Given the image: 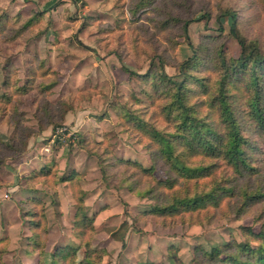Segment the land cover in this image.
I'll list each match as a JSON object with an SVG mask.
<instances>
[{"label":"rangeland","instance_id":"rangeland-1","mask_svg":"<svg viewBox=\"0 0 264 264\" xmlns=\"http://www.w3.org/2000/svg\"><path fill=\"white\" fill-rule=\"evenodd\" d=\"M228 9L236 13L241 32L264 50V0H0L4 264H86L89 249L96 251L90 258L96 264H207L216 247L228 254L237 253L242 245L257 248L260 241L242 228L261 229L264 202L253 204L244 214L239 211L241 190L264 194V138L249 111L250 70L244 73L248 79L238 83L235 115L242 137L256 145L252 166L261 173L239 177L217 169V181H229L240 189L218 210L185 216L183 222L145 217L154 200L139 198L128 187L119 191L105 187L98 160L87 153L89 149L104 152V157L135 160L153 167L156 178L165 177L164 162L155 156L158 146L147 148L150 140L140 124L174 131L164 110L176 91L174 83L186 80V86L195 89L193 103L208 99L197 82L211 94L216 92L226 68L241 52L230 34L231 18L218 20ZM204 15L189 25V43L197 57L183 75L181 63L191 55L183 24ZM220 27L223 33L218 32ZM124 67L136 75L130 76ZM208 110L202 106L201 115ZM63 113V121L42 131ZM211 114L216 120L217 113ZM60 128L66 131L57 134ZM86 133L87 150L77 140V135ZM48 170L46 178H29ZM75 171L81 175L77 181L85 192L88 213L95 219L96 230L89 231L85 240L74 234V202L67 185L59 181ZM212 185L209 179L198 185L186 183L184 191H208ZM29 186L47 205L41 211L47 238L40 255L27 253L31 236L27 208L18 206L28 197ZM65 246L77 254L59 260L56 251Z\"/></svg>","mask_w":264,"mask_h":264},{"label":"trees","instance_id":"trees-1","mask_svg":"<svg viewBox=\"0 0 264 264\" xmlns=\"http://www.w3.org/2000/svg\"><path fill=\"white\" fill-rule=\"evenodd\" d=\"M205 16L200 19H189L183 24L184 37L191 49V55L181 63L180 69L183 75L187 74L186 70L194 65L197 57V50L189 43V25L201 21ZM222 17L231 18L230 34L237 40L241 52L239 57L232 61V65L226 68L216 92L211 94L206 91L201 82H197L203 89L202 95L207 96L208 99L193 103L191 98L196 92L195 89L188 88L186 80L174 83L176 91L172 97L169 95L170 101L164 109L166 120L173 123L174 131H159L154 126L146 127L140 124L150 140L147 148L151 144L158 146L155 156L164 162L165 177L156 178L153 167H144L135 160L123 159L113 154L104 157V152L91 151L87 147L88 143L83 145L88 137L87 133L83 137L77 135L78 143L82 148L88 149L87 153L98 160L105 187L116 191L128 187L131 193L139 198L154 200L155 204L152 209L144 211L143 215L155 221L179 220L183 222L185 216L193 217L211 208L218 210L227 198L238 195L240 189L231 185V182L228 181L225 184L215 179L217 169H228L239 177L245 175L253 177L261 173L259 169L252 166L256 145L242 137L236 122L237 96L235 92L238 90V83L248 79L244 73L250 70L252 73L249 74V79L253 94L248 104L249 111L252 113V123L258 134L264 138V84H261V79H264V50L257 41L248 39L241 32L234 11L230 9L224 11L218 20ZM218 32L223 33V27H220ZM116 55L120 61H123L120 54ZM124 69L130 76L136 75V72L131 69L126 67ZM246 86L249 91L248 85ZM202 106L209 109L205 115H201ZM211 112L217 113L216 120H211ZM65 114L63 113L57 121H50L42 131L63 121ZM49 171L35 173L29 178H35L38 175L46 178ZM80 176V173L75 171L69 177L60 178L59 181L67 185L75 201L74 234L77 238L85 240L89 231L93 233L96 228L95 219L86 208L85 192L81 191L78 186L77 179ZM206 179L213 182L208 191L193 193L184 191L186 183L193 182L198 185L199 181ZM27 193L28 197L18 203L22 210L27 208L24 213L31 233L28 237L27 253L40 255L47 238L46 217L43 212L41 214V211L47 207L46 200L31 186L27 189ZM240 195L242 201L239 211L241 210L242 214L246 213L253 204L264 202L263 193H249L247 189H243ZM242 231L260 241L257 248L242 245L237 253L228 254L216 247L210 253L211 259L207 264H264V224L258 232L249 227H243ZM122 247H125L124 243ZM95 253L94 249L87 251L86 264H96L90 260ZM76 254L75 248L65 246L56 251L55 257L66 261ZM222 254L224 257L221 258ZM219 255L221 259H218ZM0 264H4L1 259Z\"/></svg>","mask_w":264,"mask_h":264},{"label":"built area","instance_id":"built-area-1","mask_svg":"<svg viewBox=\"0 0 264 264\" xmlns=\"http://www.w3.org/2000/svg\"><path fill=\"white\" fill-rule=\"evenodd\" d=\"M75 1H80V2H82V1H85V0H75ZM65 131H66V129H62V128H60V129H58L57 134L64 133Z\"/></svg>","mask_w":264,"mask_h":264},{"label":"crops","instance_id":"crops-1","mask_svg":"<svg viewBox=\"0 0 264 264\" xmlns=\"http://www.w3.org/2000/svg\"><path fill=\"white\" fill-rule=\"evenodd\" d=\"M68 193H69V191H68ZM69 195H70V197H71V199L73 200V202H74V205H75V201H74V199H73V197H72V195L69 193ZM35 255V254H34Z\"/></svg>","mask_w":264,"mask_h":264}]
</instances>
